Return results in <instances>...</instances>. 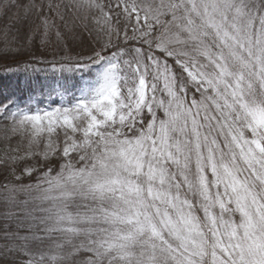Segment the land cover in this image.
Here are the masks:
<instances>
[{"label": "snow or ice", "instance_id": "obj_1", "mask_svg": "<svg viewBox=\"0 0 264 264\" xmlns=\"http://www.w3.org/2000/svg\"><path fill=\"white\" fill-rule=\"evenodd\" d=\"M21 7L45 37L70 11L101 42L47 62L94 72L68 103L0 100V166L37 173L0 191L39 201L0 264H264V0H0V15Z\"/></svg>", "mask_w": 264, "mask_h": 264}, {"label": "trees", "instance_id": "obj_2", "mask_svg": "<svg viewBox=\"0 0 264 264\" xmlns=\"http://www.w3.org/2000/svg\"><path fill=\"white\" fill-rule=\"evenodd\" d=\"M20 2L27 3V0ZM56 23L60 36L57 37L56 31L52 30L45 37L42 28H39V18L35 13H30L25 18L23 7L11 10L8 16L0 15V100L12 96L23 103H31L33 108L50 110L68 103L71 99L70 93L78 95V89L84 82L94 78V72H77L61 76L59 72L54 73L47 62L59 61L63 57L78 60L92 55L93 49L98 50L101 42L95 31L96 26L90 20L77 19L70 11L65 12V21L57 19ZM11 26L14 28L11 29ZM47 80L50 82L48 89L44 86ZM53 89H58L63 95H57ZM33 95L39 97L35 102L29 99ZM9 126L10 121L0 119V158L4 155L6 143L4 137ZM18 141L19 137H14L8 143L15 147ZM22 152L23 146L21 154ZM28 163L31 165L33 161ZM23 166L21 163L16 167L17 174H20ZM36 167L42 170L41 163H37ZM5 175L13 183L35 185L37 173H33L30 178L24 177L21 181H15L9 170L0 166V182H3ZM37 195L38 192L34 188H25L18 191L15 204H6L4 194L0 191V246L10 242V235L9 240H5L6 233L17 231L24 233L30 221L27 223L23 218L29 217L27 214L36 209L38 201L34 197ZM25 200L28 203H22ZM26 208L27 211L24 210L23 213L22 209ZM6 212L20 215L6 216Z\"/></svg>", "mask_w": 264, "mask_h": 264}, {"label": "rangeland", "instance_id": "obj_3", "mask_svg": "<svg viewBox=\"0 0 264 264\" xmlns=\"http://www.w3.org/2000/svg\"><path fill=\"white\" fill-rule=\"evenodd\" d=\"M67 1H68V0H67ZM10 28L12 29V28H14V27L11 26ZM84 28L86 29L85 26H84ZM24 79L26 80V78H24ZM91 80H92V79H91ZM86 81H87V80H86ZM86 81H85V82H86ZM88 81H89V80H88ZM85 82H84V83H85ZM44 86H45L46 89H48V87L50 86V82H49L48 80L45 81V82H44ZM78 90H79V89H78ZM29 99H33V102H35V99H39V97L33 95V96H31ZM38 206H39V201L37 202V205H35V207L37 208ZM22 210H23L22 212L24 213L25 211H27V208H26V209H22ZM24 210H25V211H24ZM34 210H35V208H34ZM11 219H12V218H11ZM23 220H26L27 223H28V222L30 221V217L23 218ZM28 220H29V221H28ZM27 225H28V224H27Z\"/></svg>", "mask_w": 264, "mask_h": 264}]
</instances>
